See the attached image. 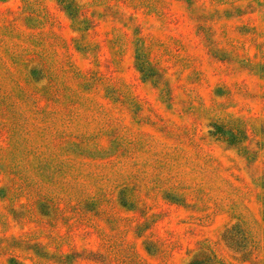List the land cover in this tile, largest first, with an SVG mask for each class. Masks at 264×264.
I'll use <instances>...</instances> for the list:
<instances>
[{
  "label": "rangeland",
  "instance_id": "374dc122",
  "mask_svg": "<svg viewBox=\"0 0 264 264\" xmlns=\"http://www.w3.org/2000/svg\"><path fill=\"white\" fill-rule=\"evenodd\" d=\"M76 3L0 0V264H264V0Z\"/></svg>",
  "mask_w": 264,
  "mask_h": 264
},
{
  "label": "trees",
  "instance_id": "16d2710c",
  "mask_svg": "<svg viewBox=\"0 0 264 264\" xmlns=\"http://www.w3.org/2000/svg\"><path fill=\"white\" fill-rule=\"evenodd\" d=\"M188 3H191L193 0H185ZM61 2H63L65 4V9L68 12L69 16H72L73 19H78L79 18V6L76 3V0H61ZM5 64V63H4ZM45 68H41L40 70L34 69L31 70L30 75L32 77H34L35 75L38 76L37 72L38 71H43L44 72ZM138 70L139 72L144 76V77H151L154 72L153 69L150 67L149 64H144L141 61L138 60ZM47 72V70H46ZM48 73V72H47ZM36 79V76L34 77V80ZM39 83L38 80H35L34 82H30L28 84V89L26 91H19L18 94H26V98L27 99H31L33 98L35 101V108H38V101L39 99L36 98L37 95H39L40 97H44V98H55V100L53 101L55 104L59 103L62 101V99L59 98L58 93L61 91V85L59 84H53L52 82V86L48 85L47 86H43V85H39L37 84ZM57 96V98H56ZM25 97V96H24ZM16 100H19L18 95H15ZM64 103V102H63ZM63 103H61V106L64 107ZM26 104V101H24L22 103V105ZM57 105V104H56ZM26 106V105H25ZM66 106H69V103H66ZM27 107V106H26ZM210 136L216 138L217 140H224L225 143L227 144H232L235 145L237 143H239L243 138H244V133L242 130L239 129V127H237L236 125L232 124V123H215L210 125ZM246 138V136H245ZM205 260L203 261H195L192 262L190 264H204Z\"/></svg>",
  "mask_w": 264,
  "mask_h": 264
}]
</instances>
